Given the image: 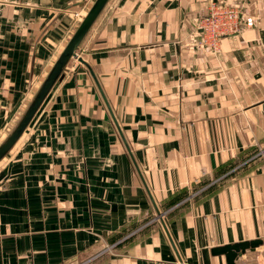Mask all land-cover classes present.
<instances>
[{"label":"crops","instance_id":"1","mask_svg":"<svg viewBox=\"0 0 264 264\" xmlns=\"http://www.w3.org/2000/svg\"><path fill=\"white\" fill-rule=\"evenodd\" d=\"M94 1L0 0V144ZM211 2L254 20L216 51ZM76 54L0 161V264H264V0H109Z\"/></svg>","mask_w":264,"mask_h":264},{"label":"water","instance_id":"2","mask_svg":"<svg viewBox=\"0 0 264 264\" xmlns=\"http://www.w3.org/2000/svg\"><path fill=\"white\" fill-rule=\"evenodd\" d=\"M109 0H95L91 8L82 19L74 34L66 44L65 48L58 56L53 67L35 93L25 112L20 117L17 124L0 144V161L11 151L26 131L34 116L48 97L50 91L60 78L61 74L72 59L77 58V50ZM261 241L253 240L249 242H240L237 244L226 245L212 250L215 256H224L226 264H236L238 258L243 256L246 251H254Z\"/></svg>","mask_w":264,"mask_h":264},{"label":"built area","instance_id":"3","mask_svg":"<svg viewBox=\"0 0 264 264\" xmlns=\"http://www.w3.org/2000/svg\"><path fill=\"white\" fill-rule=\"evenodd\" d=\"M253 26L254 20L244 16L238 6L211 2L197 22L194 37L200 38V44L207 49L216 51L221 38L238 34L243 27Z\"/></svg>","mask_w":264,"mask_h":264}]
</instances>
